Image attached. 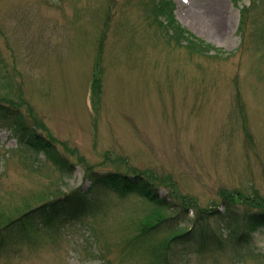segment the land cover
<instances>
[{
	"label": "rangeland",
	"instance_id": "obj_1",
	"mask_svg": "<svg viewBox=\"0 0 264 264\" xmlns=\"http://www.w3.org/2000/svg\"><path fill=\"white\" fill-rule=\"evenodd\" d=\"M207 1L174 0L175 16L219 57L165 43L145 17V1L0 0V101L52 142L68 170L58 171L0 129L3 220L87 191L92 172L145 175L160 195L185 197L220 215L229 209L245 219L264 211V53L253 33L264 29V0L252 6L221 0L229 19L219 25L208 19ZM244 6L251 14L240 35ZM93 73L101 81L95 97ZM233 193L239 205L223 201ZM94 198L95 219L67 228L54 246L23 250L22 259L0 264H147L140 252L125 255L123 239L149 206L133 195ZM220 221L209 217L207 228L226 234ZM191 225L185 219L177 227ZM246 240L254 250L244 264H264L257 257L264 256V229ZM237 254L225 242L213 254L177 255L171 264H237Z\"/></svg>",
	"mask_w": 264,
	"mask_h": 264
},
{
	"label": "trees",
	"instance_id": "obj_2",
	"mask_svg": "<svg viewBox=\"0 0 264 264\" xmlns=\"http://www.w3.org/2000/svg\"><path fill=\"white\" fill-rule=\"evenodd\" d=\"M144 3V14L150 25L159 32L165 43H174L184 47L189 52L203 56L214 51L213 48L201 40L196 39L181 27L174 18L175 6L171 0H141ZM234 4L241 0H232ZM253 5L256 0H248ZM252 8V7H251ZM251 11L248 7L240 13L239 34L247 23ZM264 19V10H263ZM253 33L259 40L260 51L264 53V29H254ZM252 33V35H253ZM264 56V55H263ZM99 64H95L98 67ZM91 96L100 95L101 81L98 73H93L89 85ZM0 127L6 128L11 136L21 146L43 154L58 171L67 172L63 157L50 140L43 137L34 126L28 125L18 110L11 105L0 101ZM90 189L88 192L75 191L69 195L45 202L36 208L28 210L16 217L3 220L0 217V258L9 260L11 257H21L23 250L38 249L43 243L53 245L63 231L64 226L71 225L83 217H94L98 212L93 193L111 191L120 196L134 195L149 206L151 212L146 213L131 224L133 234L123 239L127 250L126 256L140 252L147 264H171L173 257L194 253L198 256L213 254L222 250L225 242H229L237 254V264H244V256L254 248L248 243L247 231L255 227L264 229V211L262 208L244 216L231 215L235 213L229 209L226 220L221 219V225L226 236L207 228L209 217H219V213L208 210H199L191 199L185 197H169L160 195L161 187L156 180L145 175L135 177L124 176L119 173L92 172L89 176ZM239 195V194H238ZM235 193L224 196L223 201L228 205H239L240 195ZM171 196V195H170ZM224 205V204H223ZM192 210L193 218L189 220L188 213ZM188 219L192 222L189 229L183 231L178 224ZM244 227L247 228L244 233ZM95 238V240H93ZM92 237L94 243L96 237ZM187 247H195L187 248ZM138 255V254H137ZM148 259H147V258ZM260 260L264 258L257 255ZM264 261V260H263Z\"/></svg>",
	"mask_w": 264,
	"mask_h": 264
},
{
	"label": "bare ground",
	"instance_id": "obj_3",
	"mask_svg": "<svg viewBox=\"0 0 264 264\" xmlns=\"http://www.w3.org/2000/svg\"><path fill=\"white\" fill-rule=\"evenodd\" d=\"M205 8L208 11L209 18L213 25H219L220 19L225 21L229 19V15L226 14L225 6L221 0H208ZM226 15V17H225Z\"/></svg>",
	"mask_w": 264,
	"mask_h": 264
}]
</instances>
